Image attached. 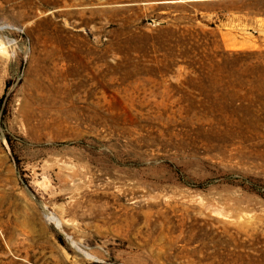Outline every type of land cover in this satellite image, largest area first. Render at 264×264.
I'll list each match as a JSON object with an SVG mask.
<instances>
[{"label": "rangeland", "instance_id": "374dc122", "mask_svg": "<svg viewBox=\"0 0 264 264\" xmlns=\"http://www.w3.org/2000/svg\"><path fill=\"white\" fill-rule=\"evenodd\" d=\"M235 52L264 0H0V264H251L264 126L212 103Z\"/></svg>", "mask_w": 264, "mask_h": 264}, {"label": "trees", "instance_id": "16d2710c", "mask_svg": "<svg viewBox=\"0 0 264 264\" xmlns=\"http://www.w3.org/2000/svg\"><path fill=\"white\" fill-rule=\"evenodd\" d=\"M222 62L216 66L223 67ZM195 68L199 63H187ZM228 77H220L230 88L228 96L215 99V107L222 113L215 118L224 130H255L264 126V53L235 52ZM261 113V114H259ZM260 115V116H259ZM250 245L251 264H264V238Z\"/></svg>", "mask_w": 264, "mask_h": 264}, {"label": "bare ground", "instance_id": "6f19581e", "mask_svg": "<svg viewBox=\"0 0 264 264\" xmlns=\"http://www.w3.org/2000/svg\"><path fill=\"white\" fill-rule=\"evenodd\" d=\"M56 221H57L58 225H60L61 221L59 219H57Z\"/></svg>", "mask_w": 264, "mask_h": 264}]
</instances>
